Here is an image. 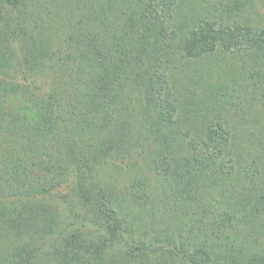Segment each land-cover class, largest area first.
Wrapping results in <instances>:
<instances>
[{"label":"trees","instance_id":"1","mask_svg":"<svg viewBox=\"0 0 264 264\" xmlns=\"http://www.w3.org/2000/svg\"><path fill=\"white\" fill-rule=\"evenodd\" d=\"M0 264H264V0H0Z\"/></svg>","mask_w":264,"mask_h":264}]
</instances>
